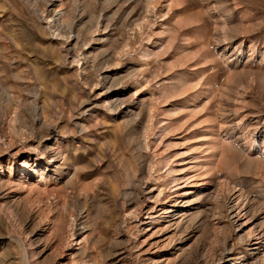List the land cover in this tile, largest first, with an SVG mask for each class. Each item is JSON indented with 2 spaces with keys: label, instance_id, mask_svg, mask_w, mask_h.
<instances>
[{
  "label": "rangeland",
  "instance_id": "374dc122",
  "mask_svg": "<svg viewBox=\"0 0 264 264\" xmlns=\"http://www.w3.org/2000/svg\"><path fill=\"white\" fill-rule=\"evenodd\" d=\"M0 83V264H264V0H0Z\"/></svg>",
  "mask_w": 264,
  "mask_h": 264
},
{
  "label": "bare ground",
  "instance_id": "6f19581e",
  "mask_svg": "<svg viewBox=\"0 0 264 264\" xmlns=\"http://www.w3.org/2000/svg\"><path fill=\"white\" fill-rule=\"evenodd\" d=\"M47 15H48V17L50 18V20L52 19V20H54L53 21V30L55 29V31H57L58 32V30H59V25H57V22L55 21V18H56V16H58L57 14H56V16H52L51 17V15H52V13L51 12H47ZM60 15V14H59ZM50 28H52V26L50 27ZM62 34V33H61ZM60 36V35H59ZM77 41V40H76ZM78 43V42H77ZM77 45V44H76ZM86 53H83V55H85ZM68 55H72V57L74 58V59H76V55H75V53H74V50H72V51H70V49L68 50ZM99 81H101L100 82V84H102L103 86H105L106 88L108 87L109 89L111 88V86H112V84H113V81H112V78L109 76V75H107V73L105 74H101L100 75V80ZM0 85H1V83H0ZM3 92H4V96H5V102H9V98H8V94L6 93V90H3ZM118 101H120V100H118ZM10 103V102H9ZM36 111H38V109L36 110ZM4 114H3V111H1V108H0V125H4V124H7V121H6V119H4ZM12 119V118H11ZM10 120V119H9ZM36 121V120H35ZM39 121V120H38ZM12 122V121H11ZM9 123V122H8ZM42 123V122H41ZM10 125V124H9ZM42 125V124H41ZM9 135H10V139H11V128H10V126H9ZM3 137L2 136H0V141L2 142V144H4V145H7V147L8 148H11L12 146H11V144L13 143V141H8L9 142V144H6V141H3L4 140V138L2 139ZM12 140V139H11ZM14 140V139H13ZM48 148V147H47ZM50 149V148H49ZM45 152L44 151H40V157L43 159L44 158V156L46 157V155L44 154ZM38 158V157H37ZM52 159H53V164H56V162H57V160H58V158L56 157V156H52ZM45 160H46V158H45ZM39 160L38 159H35V160H33L31 157H29L28 158V160L23 164V167L24 168H26V170H28V168H30L31 169V172H34V174H36V175H38V176H40V178H41V180H43V175H44V172H41L42 171V168L40 167V165H39ZM31 163H32V165H31ZM50 183V182H49ZM238 198L239 197H237V198H234L235 200L233 201V202H231V203H234L235 201H237L238 200ZM245 207L243 206L242 208H238L237 209V207H230V210H229V215H230V217L235 221V222H237L238 221V219H239V217H240V215L243 213V211H247V208L245 209ZM247 213V212H246ZM230 218V219H231ZM233 221V222H234ZM262 234H264L263 233V231L259 234L261 237H263L262 236Z\"/></svg>",
  "mask_w": 264,
  "mask_h": 264
}]
</instances>
